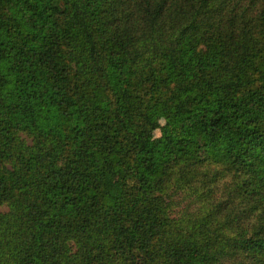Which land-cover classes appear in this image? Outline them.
<instances>
[{"label":"trees","instance_id":"trees-1","mask_svg":"<svg viewBox=\"0 0 264 264\" xmlns=\"http://www.w3.org/2000/svg\"><path fill=\"white\" fill-rule=\"evenodd\" d=\"M0 264H264V0H0Z\"/></svg>","mask_w":264,"mask_h":264},{"label":"rangeland","instance_id":"rangeland-1","mask_svg":"<svg viewBox=\"0 0 264 264\" xmlns=\"http://www.w3.org/2000/svg\"><path fill=\"white\" fill-rule=\"evenodd\" d=\"M160 135V131L159 130H154L152 133V137L155 140L158 136Z\"/></svg>","mask_w":264,"mask_h":264}]
</instances>
